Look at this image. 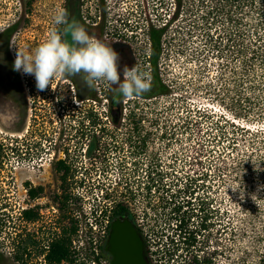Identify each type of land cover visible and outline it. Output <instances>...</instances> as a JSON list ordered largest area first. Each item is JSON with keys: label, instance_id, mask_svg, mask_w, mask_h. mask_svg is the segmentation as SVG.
Returning a JSON list of instances; mask_svg holds the SVG:
<instances>
[{"label": "rangeland", "instance_id": "obj_1", "mask_svg": "<svg viewBox=\"0 0 264 264\" xmlns=\"http://www.w3.org/2000/svg\"><path fill=\"white\" fill-rule=\"evenodd\" d=\"M108 2L100 6L98 15L104 22H111L109 26H114L119 35L103 33L100 40L114 48L120 60L126 58L124 64H118L121 71L125 66L137 67L151 79L150 35L154 30L162 31L164 41L157 70L165 84L163 94L152 99L125 98L116 85L97 82L94 88H89L82 74L54 79V89L50 85L39 91L34 76L18 72L23 96L21 129H6L9 117H0V264H17L15 255H19L21 247H16V242L23 246L30 239L33 243L27 247L30 257L23 256L25 264H49L45 255L50 234L54 235L55 228L61 229L70 221L77 225L71 243L76 259L70 264H109L107 255L98 258L101 238H97L98 253H95L88 239L89 244L80 243L79 231L81 228L84 232L87 230L83 224L85 219L89 225L101 226L100 206L112 204L110 201L114 198L103 203L102 192L104 195L114 188L118 192L126 191L119 185L122 172L137 165L140 169L134 177L135 182L139 176V186L143 187L151 163L171 178L172 181L168 180L171 184L180 188L190 184L194 192L192 201L200 205L203 202L205 209L209 207L213 212L212 230L203 234L209 240L205 251L217 253L214 262L228 264L229 260V264H243L247 239L238 228L246 220L241 219V225L238 223L236 212H240L234 207L232 198L235 204L239 199L232 191L229 175L213 159L212 145L206 140L212 130L216 131L213 127L216 122L224 119L249 128L245 137L238 136L237 140L239 149L248 148L254 139L252 134L262 133L255 142L262 139L264 121L241 116V107L233 104L235 101L218 77L222 60L214 51H202L198 38L188 37L185 30L189 27V13L186 17L184 14L173 17L178 0ZM95 3L98 4V0ZM60 8L65 9L63 0H36L34 6L27 9L22 7L20 0H0V25L15 26L17 35L13 39L20 38L19 49L31 52L54 26L52 18ZM128 20L132 25H126L129 31H125L123 23ZM183 33L186 36L182 39ZM168 35L173 39L170 45H166L165 36ZM62 36L65 38L63 33ZM11 53L15 58L14 49ZM128 57L134 62L129 63ZM113 102L120 107L119 122L112 120ZM135 105L137 109H133ZM224 128L230 129L228 125ZM82 130L94 131L84 135L78 133ZM132 130L142 133H132ZM59 158L75 170L73 178L68 174L71 178L67 181L73 192L65 208L64 178L68 175L64 169L57 170ZM39 187L41 190L35 197L29 195L30 189ZM259 195H264V183L257 184L253 197L248 198L264 210V200ZM155 196L157 199L158 194ZM137 199L136 217L142 220L145 217L143 199L141 196ZM196 209L199 211L198 207ZM25 210H32L37 219L26 220L22 214ZM198 211H195L198 217L192 219L196 224L201 220ZM260 223L264 226V219ZM90 233L86 238H92ZM197 239L201 246L202 231ZM41 247L44 251H40Z\"/></svg>", "mask_w": 264, "mask_h": 264}, {"label": "trees", "instance_id": "obj_2", "mask_svg": "<svg viewBox=\"0 0 264 264\" xmlns=\"http://www.w3.org/2000/svg\"><path fill=\"white\" fill-rule=\"evenodd\" d=\"M176 8L175 12L172 13L173 17L180 14H184V17H186L187 13L190 14L189 27L185 30L188 37L198 38L201 42L202 51H214L217 58L222 60L219 64L220 73L218 77L224 82V89L231 100L235 101L233 104L241 107L240 111L243 112L241 116L244 115L245 118L254 117L257 118V121H264V0H184V2L178 0ZM176 34H179V32L176 31ZM186 34L183 33L182 39ZM165 40L166 45H170L173 39L168 35L165 36ZM163 41L161 30L151 32L149 55L153 70L150 79L151 88L137 97L152 99L157 97L158 94H163L165 84L159 77L157 70L158 57ZM166 55L169 56V52ZM127 61L129 63L134 62L130 57ZM135 102L139 104L138 101ZM116 105L115 102L112 103L113 114L111 116L114 122H119L120 107ZM137 108V105L133 107V109ZM222 121L216 122L213 126L216 131L213 132L212 130L207 135L209 138L206 141L212 145L213 150L211 149V152L217 166L229 175L232 187L239 184L244 193V198L240 199V190L234 191L239 199L236 200V204L235 199L232 198L234 207L240 212V214L236 212L238 223L241 225L242 220H246L243 223L244 226L238 228L247 239L243 251V264H264V226H261V223L259 224V221L264 219L262 215L264 210L261 206L250 202L251 199H248L253 197L255 186L264 183V171L255 172L252 164V161H257L264 168V135L261 136L262 139L258 143L255 142V138L262 133L252 134L254 139L249 143L250 149L249 147L239 149L237 145L238 136L244 138L249 132V128L235 125L224 119ZM227 125L230 129L224 128ZM132 133L140 134L142 132L132 130ZM56 166L58 171L64 169L67 175L69 174L72 178L75 176V170L68 166L66 160H58ZM138 173L139 167L137 165L128 172H122L119 185H123L122 187L126 191L130 190L135 183L139 185L140 181L136 180L135 182L134 178ZM69 175L64 178V208L71 200L70 196L73 192V188L70 187L67 181L68 178H71ZM145 180L142 185L147 190L150 198L151 196L152 198L155 197L157 193L160 205L169 211L170 219L167 221L169 224L167 232L169 234L163 246L164 250L168 251L171 244L175 242L186 244L191 240L193 245L192 264H203L197 239L201 231V220L200 224H196L192 220L194 217H198L195 211L197 207L200 211L201 205L199 202L194 203L192 201L193 187L190 184H185L180 188L176 184H171L168 181L171 178L166 173L162 174L161 168L152 165V163L147 168ZM40 190L41 187L30 189L29 195L35 197ZM112 190L105 192L104 195L101 191L102 200L113 198L116 189ZM259 196H262L264 200V195ZM239 204L241 205L240 208ZM242 213L245 215L243 216ZM22 214L26 220L34 221L37 219V214L32 210H25ZM83 224L85 228L91 229L92 224L89 225L87 219ZM108 230L109 226L106 230L105 239ZM76 231L77 225L74 221H70L61 227L59 237L53 235L46 254L49 264H61L62 262L70 264L75 261L76 254L71 248V243L72 236ZM29 243H31L30 240H27L22 246L17 241V246H15L22 247L25 251ZM104 246L105 244L99 245L98 258L107 255ZM185 249H187V246L184 247ZM180 256L181 264H190L187 254L182 253ZM15 258L17 264H25L24 261L20 263L21 257L19 255H15Z\"/></svg>", "mask_w": 264, "mask_h": 264}, {"label": "flooded vegetation", "instance_id": "obj_3", "mask_svg": "<svg viewBox=\"0 0 264 264\" xmlns=\"http://www.w3.org/2000/svg\"><path fill=\"white\" fill-rule=\"evenodd\" d=\"M95 2L96 0H63V5L68 13L67 19L69 23L75 21L76 23L82 25L89 36L94 37L98 40H100L103 33H105L106 35L110 33V36L119 35V32L115 31L114 26L112 28L111 26H109V23L111 22H104V20L101 19V16L98 15V13H100L101 11L100 6H106L107 3H109L108 0H98V4H96ZM20 3L22 7L27 9L31 6H34L36 0H20ZM130 24L131 20L123 23L125 31H129V28L126 27V25ZM63 27L64 26H62L60 29L61 33H63ZM15 35H17L15 26L6 28L5 31L0 32V117H9V123L7 127H5L6 129L20 130L22 127L21 114L23 108L21 76L12 68L14 57L11 53V49L9 48V41L11 38L13 39ZM64 37L65 39H68L69 42H71L69 36L64 35ZM20 41V38H18V40L16 41V44L19 48L21 47ZM122 47L123 48H121V50L125 49L123 45ZM124 53L125 52H121V54ZM125 61V57L121 60L119 59L118 64H124ZM92 131L94 130H82L78 131V133L84 135ZM96 131L98 133V130H95V132ZM139 196H141L143 199V214L145 217H143L144 219L142 220H138L136 217V213L138 211L137 198ZM106 200L107 199H103V203H105ZM110 203L112 204H102L99 210L98 217H101L100 229L105 227V233L103 234V236L101 237V235H99V237L101 238L100 245L105 244L106 242V230L110 225V222L116 218L128 217L136 225L142 236L146 257L149 264H167L168 261L171 260L173 261L172 264H181L182 261L180 260V254L182 253L187 254L188 261H190V264H192L193 259L191 256L193 252V245L191 240L186 244L175 242L171 244V246L168 248V251L163 250L162 245L166 242V237L169 234V232H167V228L169 225L167 221L170 219V217L169 211H167L160 205L159 197L156 199V196L153 198L151 196L150 198L144 186L140 187L138 184H134L128 191H116L114 199L110 201ZM199 212L201 215L200 219L202 231V242L200 246V252L202 255L201 259L203 264H214L215 256L217 255V253L214 251L207 253L205 251L208 236L203 234L205 232L209 234V231L212 230L213 212L209 207L205 209L203 202H201V210ZM55 230L56 232L54 234L59 237L61 229L55 228ZM50 235L52 239L53 234ZM227 236L229 237V226H227ZM30 242L31 243L29 244L33 243L32 239H30ZM186 246L187 249L184 250V247ZM27 247L25 251H23L22 247L20 248V263H23V256L27 257L29 254V252H27ZM43 247L45 248L46 246L43 245ZM40 251H44L42 247L40 248ZM106 254L111 261L112 257L110 256V254L108 252H106ZM227 257H229V249L227 250Z\"/></svg>", "mask_w": 264, "mask_h": 264}, {"label": "clouds", "instance_id": "obj_4", "mask_svg": "<svg viewBox=\"0 0 264 264\" xmlns=\"http://www.w3.org/2000/svg\"><path fill=\"white\" fill-rule=\"evenodd\" d=\"M66 9H57L53 16L54 26L49 29L47 36L31 52L21 51L14 39H10L9 48L15 50L12 64L14 71L35 78L37 90L44 91L52 81L65 75H80L89 88H94L97 82L108 86L116 85L125 98L140 96L150 90V77L137 67L119 69V53L102 41L89 36L84 27L75 21L69 23ZM63 25V38L59 26ZM7 25H0V32ZM53 88V87H52ZM54 89V88H53ZM255 172L264 171L257 161H252ZM239 191V198H244L241 186L231 187Z\"/></svg>", "mask_w": 264, "mask_h": 264}, {"label": "water", "instance_id": "obj_5", "mask_svg": "<svg viewBox=\"0 0 264 264\" xmlns=\"http://www.w3.org/2000/svg\"><path fill=\"white\" fill-rule=\"evenodd\" d=\"M104 249L112 257L110 264H149L142 236L128 217L110 222Z\"/></svg>", "mask_w": 264, "mask_h": 264}, {"label": "built area", "instance_id": "obj_6", "mask_svg": "<svg viewBox=\"0 0 264 264\" xmlns=\"http://www.w3.org/2000/svg\"><path fill=\"white\" fill-rule=\"evenodd\" d=\"M89 232H91L90 234H91L92 238H86L87 233H89ZM79 233H80L79 237L81 238V242L80 243L81 244L83 243L84 245H86L88 243L87 242V239H88L90 241V244L94 245L93 250L95 251V253H98L97 249H96L97 238H98L99 235H101V237L103 236V234L105 233V227L100 229V227L95 225V226H91V230L90 229H87V230L85 229V232L81 228ZM99 245L100 244H98V247H99ZM92 263H95V261H92Z\"/></svg>", "mask_w": 264, "mask_h": 264}]
</instances>
